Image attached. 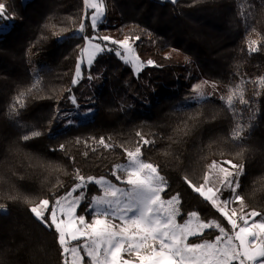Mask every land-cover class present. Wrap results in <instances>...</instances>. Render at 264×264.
Segmentation results:
<instances>
[{"label":"trees","instance_id":"1","mask_svg":"<svg viewBox=\"0 0 264 264\" xmlns=\"http://www.w3.org/2000/svg\"><path fill=\"white\" fill-rule=\"evenodd\" d=\"M105 2L99 35L117 40L140 36L132 39L135 49L145 63L151 59L155 64H146L136 74L115 53L104 52L90 67L83 65L85 75L74 85L77 46H85L74 31L85 17L83 0H0L14 17L4 20L9 28L0 34V204L7 209L0 212V264H63L58 234L33 216L25 199L33 204L55 200L74 187L77 170L86 177L114 180L110 173L127 161L123 149H134L140 139L137 132L155 140L142 150L143 158L160 166L166 196L179 193L183 213L196 210L230 228L182 179L187 176L199 184L208 165L228 159L245 164L240 180L245 210L264 213V85L257 83L264 77V0ZM83 22L84 35H95L88 20ZM249 39L260 41L259 52L249 53ZM31 53L48 59L52 67L39 74V89L24 98L26 107L14 118L9 113L13 98L34 83ZM168 54L171 57L165 58ZM201 78L215 82L220 96L246 82L243 91L249 104L234 106L237 119L252 122L242 144L230 138L236 121L219 98L173 104L193 90L187 80ZM70 96L80 104L93 103L94 112L88 120L50 133L61 113L74 108ZM32 130L43 134L20 139ZM101 137L114 147L101 145ZM85 191L88 199L79 213L88 209L92 195L101 194L94 184ZM218 234L206 230L189 242L213 240Z\"/></svg>","mask_w":264,"mask_h":264},{"label":"snow or ice","instance_id":"2","mask_svg":"<svg viewBox=\"0 0 264 264\" xmlns=\"http://www.w3.org/2000/svg\"><path fill=\"white\" fill-rule=\"evenodd\" d=\"M83 2L86 9L83 19L88 20L96 34L84 35L83 19L79 27L74 30L81 34L85 46L83 48L77 46L79 59L72 83L78 84L82 78V64L90 67L101 53L109 51L119 56L126 64L132 65L139 73L145 67V63L130 41L132 39L138 41L140 36L125 37L122 40L100 36L98 28L106 19V2L105 0H83ZM172 2L174 3L175 0ZM241 15L243 16V12ZM0 19L7 21L14 19L12 15L7 14L5 3H0ZM7 27L9 25H0V31ZM108 44L117 47L109 48ZM259 45V40L249 39L247 41L249 53L259 52L261 50ZM170 57L171 54H168L165 58ZM154 64L151 59L147 61V65ZM33 75L32 87L19 92L13 98L9 113L14 118L19 117V110L26 107L24 98L31 95L33 90L39 89V70H35ZM88 78L92 79L91 76ZM244 83L246 82L242 80L235 87L229 88L226 96L219 97L233 113L236 122L230 138L238 144H242L247 139L244 133L252 126L251 118L247 123L237 119L234 107L237 103L245 107L249 104L244 98ZM257 83L264 85V77H260ZM205 87L215 88L216 84L202 81L194 85V96L188 99L204 100L213 95L206 93ZM70 99L76 107H79L75 96H70ZM88 111L90 112L91 109ZM62 115L66 117L67 124L74 123L70 113H62ZM19 126L29 127L24 124ZM42 134L38 130H32L20 139L28 141ZM136 135L140 139L134 149H123L127 163L115 165L110 173L114 180L105 176L86 177L77 170L74 187L64 195L53 201L43 198L34 204L25 199V202L30 204L29 211L33 216L47 228H54L58 234V244L62 247L64 257L63 264H85L86 258L89 264H264V213L255 209L245 211L247 207L245 196L240 192V180L246 174L243 160L239 162H234L232 159L214 160L208 165L199 184L194 183L187 176L182 177L187 186L230 226L226 229L219 219L203 218L199 211L183 213L179 193L166 196L168 186L165 177L161 175L160 166L143 158L142 150L146 146L155 144V140L144 137L140 132ZM99 143L105 148L114 147L103 137L100 138ZM64 147L61 144L59 150L63 151ZM242 155L243 150L237 153L238 157ZM2 179L4 178L0 177V180ZM90 184L97 185L102 194L91 196L88 215H78L77 209L81 202L88 199L84 190ZM120 184L125 186L121 187ZM225 191L230 193L228 197H224ZM18 198V196H10V199ZM6 211V207L0 204V212ZM181 217L184 218L181 220ZM257 217L261 219L257 220ZM212 229L219 233L213 240L189 242L190 238L202 237L205 230ZM78 241L80 243L70 246L72 242Z\"/></svg>","mask_w":264,"mask_h":264},{"label":"rangeland","instance_id":"3","mask_svg":"<svg viewBox=\"0 0 264 264\" xmlns=\"http://www.w3.org/2000/svg\"><path fill=\"white\" fill-rule=\"evenodd\" d=\"M24 1H29V0H24ZM0 20H2V19H0ZM0 25H9L8 23H6V22H4V20H2V22L0 23ZM9 27H7V28H5V29H3L2 31H0V34H3L7 29H8ZM124 39V38H123ZM132 44H133V41L131 40L130 41ZM136 52H137V50H136ZM137 54H138V52H137ZM139 55V54H138ZM139 57H140V59L143 61V59H142V57L139 55ZM95 61V60H94ZM144 62V61H143ZM94 63V62H93ZM145 63V62H144ZM29 64H30V68H31V71H32V73H34V71L35 70H39V74L41 73V72H43V71H45V70H47V69H49V68H51L52 67V64H51V62L48 60V59H46V58H43V57H40V56H36V55H34L33 53H31L30 55H29ZM146 64L147 63H145V67H146ZM83 65L84 64H82L81 65V73H82V78L84 77V75H85V72H84V70H83ZM86 65V64H85ZM128 65V67L129 68H131L136 74H138L135 70H134V68L132 67V65H130V64H127ZM145 67H143V69L141 70V71H143L144 69H145ZM140 71V72H141ZM202 81H209V82H212V81H210L209 79H207V78H201L199 81H197V82H195V83H192V81H189V80H187V83H186V85H189V86H192V88H193V86L194 85H196V84H198V83H200V82H202ZM205 92L206 93H213V95H211V96H208V97H214V98H219L220 97V95H219V91H218V89L215 87V88H212V87H205ZM192 96H194V93H193V90L191 91V92H189L188 94H186L185 96H183V97H180L178 100H176L173 104L175 105V106H178V107H180V106H183V105H187V104H190L191 102H194V101H199V100H196V99H188L189 97H192ZM76 104H78L79 105V107H76V106H74V108H72L71 110H69V109H67V110H64L62 113H70L71 114V116H70V118L74 121V123H72V124H75V123H78V122H80V121H84V120H88V119H90V117H91V115H92V113L94 112V109H95V107L93 106V103L91 104L89 101H87V100H82V103L80 104L78 101H76ZM89 109H91V111L89 112L88 110ZM62 113H61V116H60V119H59V121L50 129V133H55L56 131H58V130H60V129H62V128H64V127H66V126H68L69 124H67L65 121H66V117L64 116V115H62ZM71 125V124H70ZM124 163H127V161L126 162H124ZM120 164H122V163H120ZM225 166H227V165H225ZM122 174V173H121ZM97 178H99V177H97ZM108 178V177H107ZM119 186H121V187H124L125 185H119ZM85 191V190H84ZM67 193V192H66ZM85 193H86V191H85ZM65 194V193H64ZM63 194V195H64ZM101 194H102V192H101ZM230 195V193L228 192V191H225L224 192V197H228ZM62 196V195H61ZM83 202V201H82ZM82 202H81V204H82ZM80 207V206H79ZM246 211V210H245ZM77 214L78 215H88V212H87V210L86 211H83L82 213H79V208L77 209ZM91 218V217H90ZM90 218H89V220H90ZM257 220H259V219H261V217H257L256 218ZM225 227V226H224ZM226 229H228L227 227H225ZM206 231V230H205ZM211 241V240H210ZM201 242V241H200ZM76 243H80L79 241L78 242H72V244H70V246H72L73 244H76ZM198 243V242H197ZM85 264H87L86 263V261H85Z\"/></svg>","mask_w":264,"mask_h":264}]
</instances>
